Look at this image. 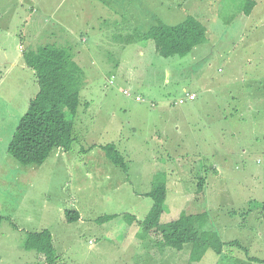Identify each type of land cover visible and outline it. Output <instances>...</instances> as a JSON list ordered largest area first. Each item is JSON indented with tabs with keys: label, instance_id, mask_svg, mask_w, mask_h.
Returning a JSON list of instances; mask_svg holds the SVG:
<instances>
[{
	"label": "rangeland",
	"instance_id": "rangeland-1",
	"mask_svg": "<svg viewBox=\"0 0 264 264\" xmlns=\"http://www.w3.org/2000/svg\"><path fill=\"white\" fill-rule=\"evenodd\" d=\"M96 1L103 18L97 23L100 30L79 31L75 36L60 29V40L53 44L72 47L84 71L75 142L68 160H63L64 151L54 149L46 163L27 166L25 187L22 176L9 172L20 189L0 193V212L12 213L11 220L20 230H14L7 219L0 222V264H38L36 252L23 248L27 233L32 232L29 229L35 226L38 206L51 203L56 209L64 203L68 207L65 201L70 193L89 195V187L95 188L92 195L98 200L108 186H100L104 170L96 165L99 157L87 154H102L99 146L105 144L114 145L127 163L125 175L132 186L127 189L132 197L128 208L138 220L148 213L152 201L135 198L134 192L148 191L154 179L163 175L166 211L159 222L185 215L199 238L214 247L207 248L200 260L191 261L192 245L187 244L179 252L170 249L171 255L178 256L164 260L160 250L165 247L157 241L159 246L154 244L147 252L151 264H264V0H253L256 5L249 15L244 14L251 2L247 0ZM146 14L152 17L150 27L159 22L176 25L194 17L205 27L206 36L186 56L164 59L143 38L149 28L141 25L148 19ZM19 22L0 12V25H8L15 33L10 37L0 30V96L9 91L8 83H13L14 90L16 84L21 91L27 88L31 97L36 90L31 73L20 79V65L9 69L8 63L20 56ZM42 38L36 46L47 45ZM124 90L129 94L124 95ZM190 93L196 95L195 102L187 99ZM12 99L21 100V105L6 114L24 113V99L16 93ZM0 165L7 166L4 161ZM200 181L204 182L201 192L197 190ZM22 210L25 218L14 214ZM126 220L120 218L119 233L126 228ZM93 225L97 234L111 224ZM139 230L137 225L130 226L131 236L123 247L131 255L120 252L122 262L110 261L115 254L99 260L94 244L85 251L96 256L84 259L89 264H127L126 260L142 254L141 246L155 243L149 237L133 247ZM230 241H238L241 248L224 245L215 252L219 244Z\"/></svg>",
	"mask_w": 264,
	"mask_h": 264
},
{
	"label": "trees",
	"instance_id": "trees-1",
	"mask_svg": "<svg viewBox=\"0 0 264 264\" xmlns=\"http://www.w3.org/2000/svg\"><path fill=\"white\" fill-rule=\"evenodd\" d=\"M247 1L251 2L249 8L244 9L245 15H249L256 5L253 0ZM144 32L143 38L153 43L156 54L168 59L186 56L203 41L207 31L197 19L188 16L176 25L165 26L164 23L159 22L149 26ZM72 49V47L48 44L36 50L29 49L23 52L25 65L34 72L38 92L30 99L28 108L20 117L7 147L9 156L21 166H41L54 149L67 152L75 142L71 121L75 118L79 106L84 71L74 59L75 53ZM99 148L110 163L127 174V163L114 145L105 144ZM203 185V181L198 183L199 192ZM166 191V178L162 175L154 179L148 191L139 194L152 201L148 213L141 220L128 210L121 214L100 216L95 222L127 218L126 223L129 227L133 225L135 228L137 225L141 229L137 237L154 234L156 241L161 242L163 247L175 251H181L185 245L190 244L192 245L191 261L200 260L207 248L214 250V247L199 238L191 218L181 215L176 220L159 222L161 215L166 211ZM3 219H7L14 230H20L8 216L0 214V222ZM64 219L68 223L76 222L79 215L76 211L65 210ZM42 232H28L23 248L43 256L46 264H58L61 256L54 249L53 239L48 232ZM224 245L241 248L238 241H230L219 244L215 252L219 253ZM249 260L260 263L263 261L255 258Z\"/></svg>",
	"mask_w": 264,
	"mask_h": 264
},
{
	"label": "crops",
	"instance_id": "crops-1",
	"mask_svg": "<svg viewBox=\"0 0 264 264\" xmlns=\"http://www.w3.org/2000/svg\"><path fill=\"white\" fill-rule=\"evenodd\" d=\"M107 1V0H105ZM113 2H121L122 0H112ZM138 8L146 10V7L142 4H138ZM0 12H3L4 16L7 17H17L20 19L19 30H21V35L19 39L18 50L20 56L17 57L14 62L8 63L10 71L14 70L15 66H19L21 71L20 79L24 78V75L34 76V72L28 68L23 61V52L29 49L36 50L40 46H36V42L39 37L42 38V42L45 44H58L60 40V29L69 30L73 35H79V31L94 32L95 30H100L97 26V23L100 22L103 18L99 14V7L96 0H0ZM147 15V14H146ZM161 16L169 17L165 13H161ZM146 22L141 23L142 27H149L151 21L149 17ZM7 24L6 20L4 21ZM139 23V22H137ZM22 24L24 29L22 31ZM0 30L8 33L10 37H15L12 29L8 25H0ZM93 30V31H91ZM112 40L115 41L114 37ZM81 42L85 43L86 40L81 35ZM15 46H17L15 44ZM154 47V45H153ZM77 54L80 55L81 52L77 51ZM93 66V64H91ZM80 66V65H79ZM31 71V72H28ZM33 83L36 84V90L32 97L38 92V85L36 80ZM3 78H0V87L2 85ZM17 89L14 90L13 83H8L6 89L9 88V91L4 93V96H0V163L5 162L7 166L3 169L0 165V193H11L18 192L19 186L16 180L11 179L9 172L19 174L22 176V186L25 187V175L27 174V166H21L15 162L8 154L7 147L11 140V137L18 125L20 117L22 114H6V111L11 109H17L21 105V100L12 99V94L16 93L20 96L27 104L32 98L28 95L27 88L20 89V85L16 84ZM14 90V91H13ZM194 94V93H190ZM195 95V94H194ZM80 96V93H79ZM196 97V95H195ZM195 100L191 102H195ZM84 107L87 109L89 107L88 103L84 104ZM27 110V109H25ZM78 110V109H77ZM79 118L76 116L71 121L72 130L75 132L79 125ZM63 151V150H62ZM65 152V151H64ZM68 151L62 154L63 160H68ZM92 155V157H99L100 161L97 162V167H101L103 171V179L101 189L106 185L104 191L101 190L99 193L98 200H95L92 193L95 192V188H86L85 194L82 191L78 193H70L67 197L68 207L62 203L56 209H53L51 203L47 205L46 203L38 206L37 208V220L35 221V226L32 229H29L32 232H48L53 239V246L55 251H58L61 256L58 264H89L88 260L84 259L85 256H96L94 253L86 252L85 249L87 246L94 244L96 252L99 253L98 259L103 255V260L109 259L110 254H115L112 256L110 261L122 262V257L120 252L128 251V248L123 246L128 241L130 227L127 225L121 233H119L120 219L111 220L110 226L103 231L94 234L95 231L91 229L94 220L100 216L104 215H113L125 213L129 210L128 204L131 202L132 197L127 196V189L132 188L128 178L125 174L112 163L109 162L104 152L102 154H87ZM97 155V156H96ZM52 154L48 157L45 163L50 160ZM16 163V164H15ZM4 172L7 175L4 178ZM92 175V174H91ZM90 175V177H91ZM90 185V183H86ZM109 187H112V191L109 192ZM107 191V192H106ZM142 192L137 191V194H133L135 198L141 197L139 194ZM143 198V197H141ZM25 210V209H24ZM19 211L14 214L20 217H24L22 214L24 211ZM73 210L76 211L79 215V219L76 222L68 223L64 219V211ZM4 216L12 218L10 214L1 213ZM87 227L85 229L84 227ZM84 228V229H83ZM42 232V233H43ZM134 236H136V231H134ZM88 236V238H87ZM151 237V239L149 238ZM156 236L154 234H147L143 237H138L139 239L133 240V247L139 246V242L143 240L150 241L154 240L155 243L148 242L147 247H140L139 253L135 259L132 261L126 260L127 264H151V261L147 255L150 246L155 247L154 244H159L156 241ZM96 240H100L99 242ZM159 242V241H158ZM89 248V247H88ZM134 253H137L136 248L133 249ZM81 252V253H79ZM179 252V251H178ZM131 255V252L128 251L127 257ZM39 260L38 264H46L44 262V257L37 255ZM160 256L164 258H175L178 255L173 252L171 255V250L166 248H161ZM123 262V263H125ZM36 264V263H28Z\"/></svg>",
	"mask_w": 264,
	"mask_h": 264
},
{
	"label": "clouds",
	"instance_id": "clouds-1",
	"mask_svg": "<svg viewBox=\"0 0 264 264\" xmlns=\"http://www.w3.org/2000/svg\"><path fill=\"white\" fill-rule=\"evenodd\" d=\"M110 84H111V82H110ZM125 91H126V90L123 91V94H124ZM127 93H128V92H127ZM128 94H129V93H128ZM124 95H125V94H124ZM190 95H193V96H194V99H193V100H195L196 97H195L194 94H187V99L189 100L188 97H189ZM193 100H189V101H193ZM180 103H182V101H181Z\"/></svg>",
	"mask_w": 264,
	"mask_h": 264
},
{
	"label": "built area",
	"instance_id": "built-area-1",
	"mask_svg": "<svg viewBox=\"0 0 264 264\" xmlns=\"http://www.w3.org/2000/svg\"><path fill=\"white\" fill-rule=\"evenodd\" d=\"M124 94L127 95V92H125ZM188 98H189V100H193L194 99V96L193 95H190Z\"/></svg>",
	"mask_w": 264,
	"mask_h": 264
}]
</instances>
